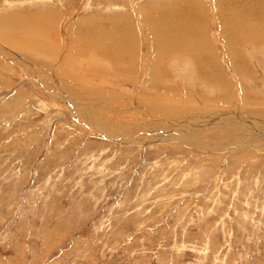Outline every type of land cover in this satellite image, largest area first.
<instances>
[{"label":"rangeland","instance_id":"374dc122","mask_svg":"<svg viewBox=\"0 0 264 264\" xmlns=\"http://www.w3.org/2000/svg\"><path fill=\"white\" fill-rule=\"evenodd\" d=\"M193 1L0 0V264H264V40L224 24L264 31V0ZM143 13L191 23L227 85L185 49L146 82Z\"/></svg>","mask_w":264,"mask_h":264},{"label":"bare ground","instance_id":"6f19581e","mask_svg":"<svg viewBox=\"0 0 264 264\" xmlns=\"http://www.w3.org/2000/svg\"><path fill=\"white\" fill-rule=\"evenodd\" d=\"M189 2L191 1H193V0H188ZM181 2V1H180ZM186 2V1H185ZM194 2V1H193ZM196 5H198L200 8L201 7H204L205 5H206V3H205V0H204V3H202V0H199V3H201L202 5H200V4H198V2L195 0V2H194ZM181 4V3H180ZM190 5H191V3H190ZM174 8V13H173V16L171 17V18H173L174 16H175V13H176V9L177 8H175L176 6H173ZM166 9H168V8H166ZM172 12V11H171ZM169 13V12H168ZM167 13V14H168ZM172 14V13H171ZM162 16H159L158 18H157V20L156 21H154V19H152L153 17H151V16H148L147 14H145V13H143V21L145 22V23H147V26L149 25V23H151V22H157L158 23V27H156V26H150L149 27V30H148V32L150 33V36H156V37H154L155 38V40L153 41L152 39H153V37H152V39H149V37L150 36H148L147 35V39L149 40V41H151L152 42V44H153V42H154V44L152 45V46H150L149 47V50H148V53H146V57L148 58L149 57V64H148V72H147V74L148 73H150V76H149V78H147L146 79V82H148V83H150V85H152V87L154 86L155 87V83H157L156 82V79H155V76L157 77V76H159V73L157 72V70H158V68H157V66H158V64H155L154 63V61H156L157 59H159L160 61L162 60V63H163V60H164V58L165 57H167V58H171L170 59V61L172 60V57H171V55L172 54H174V53H179L180 52V50L181 49H185L186 51H189L190 52V57L189 58H193L192 59V62H193V68L196 70V69H198L197 71H198V73H200V77H199V79H203L205 82H207V84L209 85H212V86H214V87H216V89H218V91L220 90V88H221V90H222V88H223V84H225V85H227L226 84V82L224 83V81L223 82H221L219 79L221 78V77H216V79L215 78H212V76H210L211 74L210 73H208V69H210V67H211V65L213 66V65H215V66H217L216 68V71L215 72H217V70L219 69V70H221L220 69V67L218 66V65H216L214 62H212L211 60L209 61V62H206L205 60H201V57L199 56L200 55V53H201V51L200 50H204V49H206L207 47H208V43L207 42H204V41H201L200 40V38H198V37H194V36H192L193 37V40H192V42L191 43H187L186 41V31H187V29H188V25L189 24H191V23H189V22H185V21H180V20H173V25H172V21H168V20H170L169 18H168V16H165L164 17V14H161ZM36 16V15H35ZM171 16V15H170ZM237 17V14L235 15V13H232V17ZM37 17H39V16H37ZM237 18H239V17H237ZM237 18H235V19H237ZM242 18V17H241ZM4 19V18H3ZM2 19V20H3ZM7 20V19H6ZM22 20V19H21ZM182 20H184V18L182 19ZM39 21V20H38ZM179 21V22H178ZM13 23V22H12ZM170 23H171V25H170ZM2 24V23H1ZM127 24H128V22H127ZM224 24L226 25L225 26V29H227L228 30V32L232 35V33H231V31L230 30H235V33H234V37H233V39H232V41L230 40V42H231V46H232V42H234V44H244L245 42H247V41H251V38H253V39H257L258 41H256V42H260L259 40H264V31L263 30H261V29H255V27H252L251 29H249V30H246V24H245V21H242V20H240V18H239V20L237 21V20H234V18H229V21H224ZM4 25V24H3ZM20 25V24H19ZM10 26H11V24H10ZM16 26V25H15ZM5 27V26H4ZM18 27H20V26H18ZM208 27V26H207ZM1 28H3V27H1ZM6 28V27H5ZM8 28V27H7ZM10 28V27H9ZM191 28H192V26H191ZM136 29H137V27H136ZM12 30H13V28H12ZM151 30H152V32H151ZM157 30H158V34H157ZM0 31H4V30H0ZM224 32H225V30H224ZM14 34V33H13ZM23 34V33H22ZM152 34V35H151ZM157 34V35H156ZM2 35V34H1ZM7 35L9 36V33H7ZM6 35V36H7ZM98 35H100V36H97V37H100V38H93L94 40L96 39V40H100L101 39V36L103 37V35L102 34H98ZM191 34H188V37L190 36ZM7 36V37H8ZM1 37V36H0ZM105 37V36H104ZM124 38H125V36H123ZM146 37V36H145ZM251 37V38H250ZM19 38H21V37H19ZM133 38H134V35H133ZM260 38V39H259ZM5 39H7V38H5ZM12 39H13V37H12ZM11 38H9L8 37V41H10V42H13V40L15 41V39H13L12 40ZM74 39V38H73ZM135 39V38H134ZM96 40L95 41H92V43L93 44H95L96 43ZM175 40H177V41H175ZM205 40V39H204ZM228 40V41H229ZM5 41V40H4ZM75 41H78V40H75ZM97 41V42H98ZM136 40H129L128 41V43L131 45V46H133V47H138V42L136 41ZM51 42V41H50ZM79 42V41H78ZM77 42V43H78ZM225 42V41H224ZM229 42V43H230ZM229 43H227V50L225 51L226 52V55L228 54L229 55V59H231L230 58V56L231 57H233L231 54H232V50H231V47H230V45H229ZM248 43V42H247ZM27 44V43H26ZM46 44V43H45ZM55 44V43H54ZM57 44H58V42H57ZM56 44V45H57ZM76 44V43H75ZM114 44V46H115V43H113ZM16 45V44H15ZM28 45V44H27ZM42 45V44H41ZM48 45V44H47ZM96 45V44H95ZM223 45H225V44H223ZM13 46H14V44H13ZM24 46V45H23ZM22 46V47H23ZM58 46V45H57ZM123 46H124V43H123ZM234 46H236V45H234ZM25 47V46H24ZM33 47V46H32ZM45 47V46H44ZM61 47V46H60ZM40 48H42V47H40ZM125 48V47H124ZM225 48V47H224ZM55 49V48H54ZM61 49V48H60ZM232 49H233V47H232ZM27 50V49H26ZM56 50V49H55ZM39 51V50H38ZM54 51V50H53ZM89 51V50H88ZM137 51H139L138 53H140V50H137ZM142 51V50H141ZM207 51H208V49H207ZM44 52V51H43ZM43 52H41L42 54H43ZM181 52L182 53H186L185 51H182L181 50ZM211 52H213V51H211ZM210 52V53H211ZM234 52V51H233ZM53 53V52H52ZM60 53V52H59ZM58 54V53H57ZM204 54V53H203ZM142 55H144L145 56V54L144 53H142ZM234 55V54H233ZM58 56V55H57ZM80 56V55H79ZM84 56V55H83ZM95 56V55H94ZM176 56V55H175ZM180 55H178V57H179ZM7 57V56H6ZM70 57H72V56H70ZM227 57V56H226ZM77 58V57H76ZM90 58V57H89ZM138 58H141V57H136V59H135V61L136 62H138L137 60H140V59H138ZM205 58V57H204ZM169 59H168V61H169ZM174 59V58H173ZM10 60V59H9ZM16 60V59H15ZM61 60V59H60ZM19 61V60H18ZM135 61H130V64L128 65L130 68H133V66L135 65L134 63H136ZM121 62H125V61H121ZM140 62V61H139ZM159 62V61H158ZM157 62V63H158ZM217 62V61H216ZM232 62V61H231ZM31 63V62H30ZM31 64H35V63H31ZM85 64V63H84ZM139 64V63H138ZM192 64V63H191ZM220 64V63H219ZM36 65V64H35ZM73 65V64H72ZM136 65H137V63H136ZM23 66V65H22ZM27 66H28V64H27ZM33 66V65H32ZM32 66H30V69L32 68ZM234 66H236L235 64H234ZM72 67V66H71ZM95 67V66H94ZM136 67V66H135ZM140 67V66H139ZM27 68V67H26ZM92 68V67H91ZM90 68V69H91ZM138 68V67H137ZM223 68V67H222ZM39 69H41V67L39 68ZM28 70V69H27ZM36 70V69H35ZM87 70V69H86ZM89 70V69H88ZM138 70H139V68H138ZM29 71V70H28ZM41 71H42V69H41ZM43 71H46V70H43ZM73 72V71H72ZM63 73H64V71H63ZM67 74H69V73H67ZM76 74V73H75ZM214 74V73H213ZM220 74V73H219ZM242 74V73H241ZM240 74V75H241ZM23 75V74H22ZM52 75V74H51ZM76 75H79V74H76ZM75 75V76H76ZM137 75V74H136ZM161 75V74H160ZM215 75V74H214ZM226 75V74H225ZM80 76V75H79ZM79 76H78V78H79ZM217 76V75H216ZM70 77V76H69ZM137 77V76H136ZM214 77V76H213ZM23 78V77H22ZM37 78V77H36ZM39 78V77H38ZM50 78V77H49ZM117 78V77H116ZM141 78V77H140ZM139 78V79H140ZM159 78V77H158ZM47 79V78H46ZM75 79V78H74ZM80 79H81V77H80ZM115 79V78H114ZM123 79V78H122ZM227 79V78H226ZM40 80V79H39ZM42 80V79H41ZM71 80H72V78H71ZM198 80V79H197ZM43 81V80H42ZM54 81V80H53ZM78 81V80H77ZM82 81V80H81ZM138 81V80H137ZM42 83V82H41ZM54 83V82H53ZM57 83V82H56ZM201 83H202V81H201ZM204 83V82H203ZM44 84V83H43ZM73 84V83H72ZM147 84V83H146ZM206 84V85H207ZM57 85V84H56ZM175 84H173L172 86H174ZM209 85V86H210ZM44 86V85H43ZM51 87H52V85H50ZM33 87V86H32ZM49 87V86H48ZM57 87V86H56ZM71 87V86H70ZM208 87V86H207ZM226 87V86H225ZM146 88V87H145ZM178 88V87H177ZM34 89V88H33ZM75 89V88H74ZM144 89V88H143ZM179 89V88H178ZM177 89V90H178ZM225 90L227 89V88H224ZM39 90V89H38ZM47 90V92H49V89L47 88L46 89ZM59 90V89H58ZM58 90H56V92H58ZM78 90V89H77ZM224 90V92H226ZM60 91H62L61 89H60ZM79 91V90H78ZM89 91V90H88ZM40 92V91H39ZM39 92H38V94H39ZM43 92V91H42ZM82 92V91H81ZM179 92V94L181 93V90L180 91H178ZM44 93V92H43ZM70 93V92H69ZM36 94V93H35ZM61 94H63V93H59V94H57V95H59V97L61 96ZM68 94V93H67ZM89 94V93H88ZM169 94V93H168ZM222 94V93H221ZM49 95V94H48ZM51 95H56L55 93H51ZM91 95V94H90ZM171 95V94H170ZM173 95V94H172ZM175 95V97H176V94H174ZM181 96V95H180ZM40 97V96H39ZM54 97V96H53ZM58 97V96H57ZM63 97V96H62ZM61 97V98H62ZM169 97V96H168ZM51 98V97H50ZM172 98V97H171ZM181 98V97H180ZM59 99V98H58ZM71 99V98H70ZM96 99V98H95ZM179 99V98H178ZM60 100V99H59ZM202 100H203V97H202ZM243 100V99H242ZM74 101V100H73ZM204 101H206V99L204 100ZM58 102V101H57ZM80 102V101H79ZM130 102H132V99L131 100H129V101H125V104H130ZM116 103H119V102H117V100H116ZM120 103L122 104V102L120 101ZM124 104V103H123ZM81 104H79V106H80ZM187 105V104H186ZM64 106V105H63ZM78 106V107H79ZM126 106V105H125ZM75 107V106H74ZM129 107V109H128V113L130 112V114H133V112H132V110H133V107L131 106V105H129L128 106ZM138 107V106H137ZM71 108V107H70ZM124 109V108H123ZM126 109V108H125ZM137 110V109H136ZM110 111V110H109ZM106 112V111H105ZM118 112H122V109H118V111H116V110H114L113 112H111V113H109V114H105L104 113V115H102L106 120H105V122L107 123V124H109V123H111V122H107L109 119H115V117H113V116H108V115H110V114H114V113H118ZM124 112V111H123ZM138 112V111H137ZM77 113V112H76ZM88 113V112H87ZM119 115V114H118ZM136 115H137V113H136ZM75 116H76V114H75ZM78 116H79V114H78ZM83 116H84V114H83ZM87 116V115H86ZM89 116L90 117H87V118H89V120L93 123V124H95L94 122H95V119L93 118V116L91 115V114H89ZM141 116V115H140ZM143 116V115H142ZM82 117V116H81ZM109 117H111V118H109ZM128 117H130V116H128ZM127 117V115H122V119L123 118H128ZM132 117V116H131ZM145 118H146V116H145ZM212 118V117H211ZM226 118H228V119H231L232 121H234V119H233V117L232 116H230L229 117V115L226 117ZM82 119V118H81ZM84 119V118H83ZM138 118H136V120H137ZM116 120H120L119 118L118 119H116ZM143 120V119H142ZM239 120V119H238ZM261 120V119H260ZM220 121H222V119H218L217 118V120H214V119H212V121H206V122H210L211 124L213 123L216 127H223V125L221 124L220 125ZM227 122L226 123H228V121L229 120H226ZM241 121V120H240ZM248 121V120H247ZM263 121V120H262ZM101 122H103L102 120H101ZM126 122H128V121H126ZM133 122V121H132ZM176 122V121H175ZM193 122V121H192ZM196 122V121H195ZM206 122H204V123H206ZM215 122V123H214ZM222 122H225V121H222ZM244 122H245V120H244ZM249 122V121H248ZM259 122V121H258ZM203 123V124H204ZM208 123H207V126H208ZM229 123H231V121H229ZM241 123V122H240ZM174 125H175V123H173ZM193 124H195L194 126H198V127H200L199 126V124H202V122H198V123H193ZM192 124V125H193ZM196 124H198V125H196ZM237 124V123H236ZM109 125H112V124H109ZM124 125V124H123ZM135 125V124H134ZM133 125V126H134ZM138 125V124H137ZM143 125V124H142ZM150 125V124H149ZM185 125V124H184ZM235 125V124H234ZM238 125V124H237ZM105 126H107L106 124H105ZM112 126H114V125H112ZM111 126V127H112ZM128 126V125H127ZM189 126H190V124L188 123V125H186V127L185 128H189ZM194 126H192V127H194ZM205 126V125H204ZM260 126V125H259ZM104 126H101V124L100 123H98V126L95 128V130H97L98 132H101V133H103V134H106V133H108L109 132V128L108 127H104ZM115 127V126H114ZM117 127H119V124H117L116 125V128L115 129H117ZM125 127V126H124ZM141 127V126H140ZM145 127V126H144ZM182 127V126H181ZM180 127V128H181ZM211 127V126H210ZM138 128V127H137ZM197 128V127H196ZM195 128V129H196ZM204 127H202V129H203ZM214 128V127H213ZM224 128V127H223ZM254 128H255V126H254ZM260 128H262V126H260ZM259 128V129H260ZM105 129V130H104ZM114 129V128H113ZM127 129V128H126ZM182 129V128H181ZM180 129V130H181ZM198 129V128H197ZM199 129H201V128H199ZM201 129V130H202ZM211 129V128H210ZM142 130H143V128H142ZM149 130V129H148ZM182 130H184V129H182ZM228 130V129H227ZM246 130V129H245ZM261 130V129H260ZM264 130V129H263ZM114 131V130H113ZM121 131V130H120ZM144 131V130H143ZM172 131V130H171ZM205 132L207 131V129H205L204 130ZM209 131V130H208ZM115 132H117V131H115ZM180 131L178 130L177 132H176V134L177 133H179ZM241 132H243L242 130H241ZM118 133V132H117ZM164 134V135H167V132L164 130V131H159V132H157V134ZM182 133V132H181ZM215 133V132H214ZM214 133H212V132H210V134L212 135H214ZM233 133V132H232ZM236 133V132H235ZM251 133H253V132H251ZM120 135H118V136H120V137H122L124 140H127V139H129V137H128V135H125V136H123V134H122V132H120L119 133ZM205 134V133H204ZM238 134V133H237ZM163 135V136H164ZM254 135V134H253ZM162 136V135H161ZM183 138H185L183 135H181ZM219 136V135H218ZM249 136H251V135H249ZM258 136V135H257ZM111 137V136H110ZM131 137V136H130ZM149 137V136H148ZM165 137V136H164ZM216 137V136H215ZM253 137V136H252ZM254 137H256V136H254ZM138 138H140V137H138ZM147 138V136L145 137V139ZM152 138V136L150 137V139ZM242 138V137H241ZM259 138V137H258ZM163 139V138H162ZM197 139V138H196ZM225 140H227V139H229L228 138V136L227 137H225L224 138ZM260 139V138H259ZM262 139V138H261ZM260 139V140H261ZM149 140V139H148ZM189 140V139H188ZM205 140H207V139H205ZM146 141V140H145ZM196 141V140H195ZM244 141V140H243ZM263 141V140H262ZM142 142V141H141ZM152 142H156V141H152ZM159 142V141H158ZM264 142V141H263ZM206 143H207V141H206ZM236 143V142H235ZM254 143V142H253ZM260 143V142H259ZM262 143V142H261ZM228 144V143H227ZM178 145V144H177ZM250 145V144H249ZM246 146V145H245ZM257 146V145H256ZM247 147V146H246ZM254 147V146H253ZM230 149V148H229ZM240 165V164H239Z\"/></svg>","mask_w":264,"mask_h":264}]
</instances>
